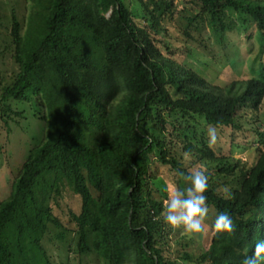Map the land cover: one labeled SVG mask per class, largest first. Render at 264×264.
Here are the masks:
<instances>
[{
    "label": "trees",
    "instance_id": "obj_1",
    "mask_svg": "<svg viewBox=\"0 0 264 264\" xmlns=\"http://www.w3.org/2000/svg\"><path fill=\"white\" fill-rule=\"evenodd\" d=\"M191 1L217 42L242 28L264 52V0ZM28 2L25 27L12 12L6 47L14 69L0 81V123L23 116L14 103H33L44 134L0 201V264H52L43 241L64 229L54 207L66 191L81 200L80 213L71 214L80 256L106 264H239L250 255L264 240V153L252 167L218 156L192 123L239 130L264 99V56L261 79L212 85L157 38L173 19L167 0ZM154 162L203 170L207 205L228 213L234 230L213 231L199 254L185 245L175 256L164 204L154 197Z\"/></svg>",
    "mask_w": 264,
    "mask_h": 264
},
{
    "label": "rangeland",
    "instance_id": "obj_2",
    "mask_svg": "<svg viewBox=\"0 0 264 264\" xmlns=\"http://www.w3.org/2000/svg\"><path fill=\"white\" fill-rule=\"evenodd\" d=\"M167 1L171 4L173 19H168L169 22L157 38H166L174 48V60L193 69L212 85L223 86L233 80L262 78L264 52L256 34L246 37L242 28H238L237 31L229 32L222 43L217 42L208 21L202 23L197 17L199 5L191 0ZM28 10V0H0V81L7 80L14 69L11 51L6 47L12 12L17 13L25 27ZM13 109L23 113V116H14L9 127L0 123V201L9 196L11 183L17 176L28 150L34 145V139L44 134L43 121L34 116L37 105L14 103ZM205 124L204 119H197L192 126H197L218 156L232 155L247 167H252L264 153V142L258 139L256 133L258 126H264V99L256 112H245L239 130L215 128L216 140L213 143L209 142L207 135L210 127ZM151 174L156 178L153 185L154 197L164 205L171 189L183 188L176 172L168 166L154 162L151 165ZM239 186L240 183L235 184L237 189ZM166 188L168 192L165 191ZM208 207L209 214L204 222V231L196 237H189L181 228L173 229L168 226L170 250L175 256L181 255L185 245L194 254L208 248L214 231L211 223L216 215L215 208ZM80 211V198L68 191L64 193L59 206L54 207V213L64 229H56L43 241L52 264H106L95 255L85 257L77 253L78 239L75 225L71 222V214L78 215ZM60 233L64 234L62 240L57 237Z\"/></svg>",
    "mask_w": 264,
    "mask_h": 264
},
{
    "label": "clouds",
    "instance_id": "obj_3",
    "mask_svg": "<svg viewBox=\"0 0 264 264\" xmlns=\"http://www.w3.org/2000/svg\"><path fill=\"white\" fill-rule=\"evenodd\" d=\"M209 142L216 140L214 127L208 129ZM176 176L183 181L185 187L173 188L167 196L162 220L170 228H181L189 237H196L204 231V222L208 218L209 207L206 203L208 176L203 170L183 172L177 170ZM166 192L169 190L166 188ZM211 228L219 233H231L233 221L226 212H219L211 223ZM264 260V240H258L252 253L243 255L239 264H261Z\"/></svg>",
    "mask_w": 264,
    "mask_h": 264
}]
</instances>
